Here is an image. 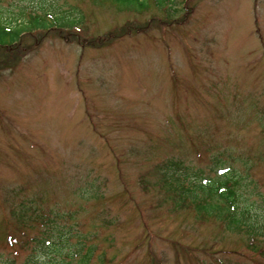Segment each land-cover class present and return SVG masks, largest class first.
Here are the masks:
<instances>
[{
  "label": "rangeland",
  "instance_id": "obj_1",
  "mask_svg": "<svg viewBox=\"0 0 264 264\" xmlns=\"http://www.w3.org/2000/svg\"><path fill=\"white\" fill-rule=\"evenodd\" d=\"M151 1L0 0L8 25L54 6L83 17L0 48L1 259L90 248L79 264H264L174 206L157 171L177 159L215 177L219 157L264 195V0ZM22 204L59 215L61 255L35 243L40 225L19 226Z\"/></svg>",
  "mask_w": 264,
  "mask_h": 264
},
{
  "label": "trees",
  "instance_id": "obj_2",
  "mask_svg": "<svg viewBox=\"0 0 264 264\" xmlns=\"http://www.w3.org/2000/svg\"><path fill=\"white\" fill-rule=\"evenodd\" d=\"M105 1L119 9L142 11L148 7V2L151 0ZM152 1L158 8H163L168 3V6H171L172 2L171 0ZM170 8L164 9L168 11ZM24 18L25 20H20L21 23L14 25L0 22V48L15 44L23 32L46 30L51 26L66 28L81 23L83 19L80 14L71 17L69 12L62 11L57 6L31 11L25 14ZM220 160L219 157H214L212 160L213 166L210 167V170L215 173V177L195 171L177 159L159 163L157 171L161 175L162 182L166 185V193L171 194L170 198L173 200L174 206L189 205L197 216L217 221L228 233H234L244 238L246 248L264 260V195L258 191L257 184L248 177L247 173L242 175L235 168L221 167L220 164L223 163ZM251 195L256 196L258 201L251 200L249 198ZM12 215L19 226L21 225L23 228L32 229L34 224L40 225L41 234L35 243L43 249L51 251L53 255L62 254L63 241L67 242L70 233L68 231L64 233L60 224L55 222L58 214H54L52 217L41 209L22 204L20 208L12 211ZM34 240L30 239L32 242ZM80 250L81 248L64 253L62 257H67L66 261L59 260L52 264H70L75 260H77L76 264H79L78 262L82 259L90 262L92 250L88 248L82 255ZM0 264L16 263L12 259L3 260L0 258ZM24 264L38 263L36 257L31 255L28 256Z\"/></svg>",
  "mask_w": 264,
  "mask_h": 264
}]
</instances>
